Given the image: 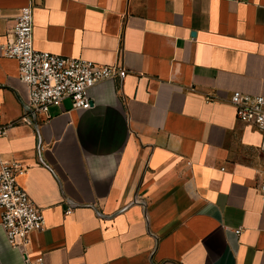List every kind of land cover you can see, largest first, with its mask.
Wrapping results in <instances>:
<instances>
[{
    "label": "crops",
    "instance_id": "0c3cea01",
    "mask_svg": "<svg viewBox=\"0 0 264 264\" xmlns=\"http://www.w3.org/2000/svg\"><path fill=\"white\" fill-rule=\"evenodd\" d=\"M28 2L0 0V46ZM33 5L36 49L127 73L96 84L87 111L66 98L28 122V87L0 48V167L27 168L19 181L45 217L29 256L264 264V141L229 103L236 90L264 95V0ZM0 264H25L1 225Z\"/></svg>",
    "mask_w": 264,
    "mask_h": 264
},
{
    "label": "built area",
    "instance_id": "2783aa9c",
    "mask_svg": "<svg viewBox=\"0 0 264 264\" xmlns=\"http://www.w3.org/2000/svg\"><path fill=\"white\" fill-rule=\"evenodd\" d=\"M33 4L34 0H29L21 7L12 27L13 40L0 46L4 56L18 61L19 78L28 87L23 119L28 122L38 117L49 120L52 107L66 98L71 100L74 109L87 111L93 106L90 90L105 80L123 79L127 73L125 67L36 49ZM229 103L239 120L259 129L264 141V95L236 90L231 93ZM6 131V126H0V135ZM0 168V225L7 241L13 248L21 250L25 264H45L42 255L32 259L27 248L32 234L45 229L42 209L19 181L27 168L18 161L3 162ZM257 189L264 198V168Z\"/></svg>",
    "mask_w": 264,
    "mask_h": 264
}]
</instances>
